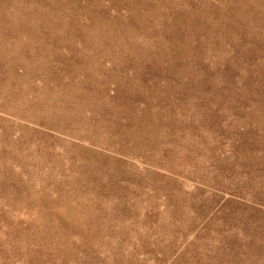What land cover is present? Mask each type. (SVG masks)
Here are the masks:
<instances>
[{
  "label": "rangeland",
  "instance_id": "rangeland-1",
  "mask_svg": "<svg viewBox=\"0 0 264 264\" xmlns=\"http://www.w3.org/2000/svg\"><path fill=\"white\" fill-rule=\"evenodd\" d=\"M0 264H264V0H0Z\"/></svg>",
  "mask_w": 264,
  "mask_h": 264
}]
</instances>
